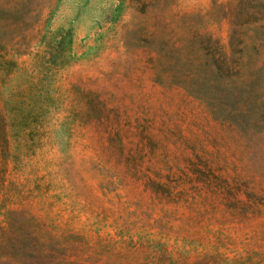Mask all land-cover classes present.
<instances>
[{
    "label": "rangeland",
    "instance_id": "obj_1",
    "mask_svg": "<svg viewBox=\"0 0 264 264\" xmlns=\"http://www.w3.org/2000/svg\"><path fill=\"white\" fill-rule=\"evenodd\" d=\"M0 264H264V0H0Z\"/></svg>",
    "mask_w": 264,
    "mask_h": 264
}]
</instances>
